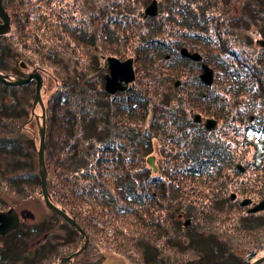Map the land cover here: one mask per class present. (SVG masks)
<instances>
[{
  "label": "trees",
  "instance_id": "16d2710c",
  "mask_svg": "<svg viewBox=\"0 0 264 264\" xmlns=\"http://www.w3.org/2000/svg\"><path fill=\"white\" fill-rule=\"evenodd\" d=\"M149 1L2 0L15 29L0 37V70L21 57L58 84L45 104L49 199L94 241L78 255L83 264H100L99 248L133 264H254L264 254V210L250 213L239 200L264 196V47L252 35L264 37V0H243L237 14L232 0H158L157 13L144 16ZM107 55L133 60L125 90H105ZM201 62L213 71L209 86ZM33 95L32 82L0 81V208L28 204L41 187L34 137L21 130ZM192 110L217 126L197 125L175 143ZM155 141L158 173L149 161ZM36 219L2 248L22 253L23 236L31 242L56 224L66 243L44 254L56 260L81 245L60 215ZM43 249L45 240L24 253L30 264L43 263ZM12 261L0 255V264Z\"/></svg>",
  "mask_w": 264,
  "mask_h": 264
},
{
  "label": "rangeland",
  "instance_id": "374dc122",
  "mask_svg": "<svg viewBox=\"0 0 264 264\" xmlns=\"http://www.w3.org/2000/svg\"><path fill=\"white\" fill-rule=\"evenodd\" d=\"M152 0H150L146 5H144V7L141 9L142 12H143V15L144 16H154V15H145V7L151 2ZM243 0H232V3H231V9H232V12L233 14H237L239 12V7H241L240 3L242 2ZM1 3H2V0H1ZM156 3H157V8H158V0H156ZM2 7L4 9V11L7 13V15L9 16V28L6 29L5 32H2L0 33V37L2 36L3 37H10L12 36L11 35V30L15 29L14 28V25H12V22H11V19H12V16H10L9 12L6 10V8L4 7V5L2 4ZM157 13V12H156ZM3 22V18L1 17L0 15V24ZM253 35V40L255 42V45L256 47H264V37H261V35L259 33H257L256 31H253L252 33ZM182 47H185L187 48V50L189 52L192 53V51H190L188 49V47L186 46H180L179 47V53L182 57H185V58H188L190 59L189 57L187 56H183L180 52V49ZM193 52H197V51H193ZM198 54H200L199 52H197ZM110 56H114L116 57L115 55H107L106 56V61H107V58L110 57ZM19 57V56H18ZM118 58V57H117ZM202 58V57H201ZM120 59V58H118ZM129 59V58H128ZM17 60H19L18 62H16L15 65H18L19 68L21 69H24V70H29L28 73L30 71H32L33 68H37V70L39 71L40 75L42 76V85H41V89H40V95H41V99H42V105H43V110H44V123H45V104L47 103V99L50 97V95L52 94V92L57 88L58 84L56 82V80L54 79V77L52 76L51 72L49 69H45L41 66H38V65H30L29 63L25 62L24 59H22L21 57L18 58ZM120 60H125V59H120ZM192 60V59H190ZM194 61V60H193ZM201 61V60H200ZM195 62H199V61H195ZM24 66L23 68L21 67V64ZM202 63L204 62H201V65ZM206 64V63H204ZM9 68V66H7ZM209 67V66H208ZM107 72L104 74V84H105V75L109 72V67H108V62H107ZM134 68V66H133ZM15 69V68H14ZM202 66H201V71L198 73V77H199V74L202 72ZM16 71H18V68L16 69ZM1 73V72H0ZM27 73V75H28ZM22 74V73H20ZM5 75V74H4ZM134 75H135V70H134ZM15 77H22V76H15ZM24 78V77H23ZM135 79V77H134ZM133 79V81H134ZM200 79V77H199ZM32 80V81H31ZM30 81L26 82V83H29V82H32L33 83V86H34V95H35V79H31ZM201 80V79H200ZM1 81V80H0ZM132 81V82H133ZM3 82V81H1ZM202 82V81H201ZM213 82V80H212ZM5 83V82H3ZM131 83V82H130ZM176 83L178 85H176ZM203 83V82H202ZM6 84V83H5ZM24 84V83H22ZM129 84V83H128ZM126 84V87L127 85ZM180 84V80L179 79H176L174 82H173V87H178ZM204 84V83H203ZM212 84V83H211ZM210 84V85H211ZM8 85V84H7ZM18 85H21V84H18ZM18 85H15V86H18ZM206 85V84H204ZM12 86V85H10ZM209 86V85H208ZM126 89V88H125ZM124 89V90H125ZM117 91H122V90H117ZM115 91V92H117ZM114 92V93H115ZM112 94V93H111ZM34 95H33V98H32V107L30 109V114H29V117L28 119L23 123L22 125V128L21 130L25 133H29L33 135L34 137V140H35V144H36V151H37V148L39 146V141H40V137H39V125L41 124L42 122V119H41V114H42V108H41V105L39 103H36L35 106H33V99H34ZM9 100L11 101L12 99L9 98ZM189 116L192 117L191 121L194 123H187V125H183V127L180 129V131H174V133L171 135V132H172V129L171 128H167V132L165 133L166 136H169L171 135L172 139L175 140L174 142L177 143L179 141V137L181 134L183 133H186V132H191L195 126H200V127H205L206 129H214L216 126H217V120L215 119V117H210V116H205V115H202L200 113H197V112H194V110L190 111L188 113ZM208 119H212L213 120V123L211 125V127H208L206 125V121ZM122 126H125V125H122ZM44 137H45V130H44ZM249 137L254 139L256 137V134H254L253 132L249 133ZM170 138V137H169ZM45 140V139H44ZM154 150L152 151V155L150 157V163L152 164V168H153V171L154 173H158L159 172V162H160V153L158 152V146H157V143L156 141L154 142ZM44 146H45V141H44ZM172 146V144H171ZM172 149H174V146H172ZM37 165H38V159H37ZM3 167V166H1ZM243 168V167H242ZM47 170V169H46ZM38 173H39V169H38ZM246 172H245V176H244V181H246ZM47 175V174H46ZM40 176V175H39ZM241 178H239L240 180ZM41 181V180H40ZM47 187V185H46ZM48 190V189H47ZM231 197H234L235 196V192H231L230 193ZM48 196H49V193H48ZM228 197V195H227ZM264 197V196H263ZM263 197H260V198H255V197H243L239 200V205H240V201L244 198H250L251 201L250 203L248 204H245V205H240L242 207H245L246 208V211L248 208L250 207H253L255 204L259 203V201L263 198ZM50 200V199H49ZM51 202V201H50ZM52 203V202H51ZM53 204V203H52ZM55 205V204H54ZM56 206V205H55ZM57 208H59L58 206H56ZM14 209L17 213V216H18V225L14 228H11L9 230H7L6 232L4 233H0V255L3 254L5 257L7 256L8 258L10 259H13L12 261V264H30V261H34V258L33 259H28L27 255H25L24 253L30 248V247H35V243L36 242H44L45 240V249L43 250H40L38 251L39 254L41 253V255L44 254V251L46 249L49 248H55L54 246H59L58 244L60 242H63V243H66V241H63L65 239V236L64 234L66 233L65 232V228L63 227H59L58 224L54 225L53 228H48V233H40L38 236H36L31 242L27 239L28 235H25L23 236V242L25 243L26 245V249L24 250V252L20 253L18 251H16L15 249H9V246H7L6 249L2 248L3 245L5 244V239H11V238H14V233L15 234H19L20 232L22 231H27V228L28 226H31L33 225L35 222H37V220H40V219H36V217H42L43 215L44 216H47L48 214H50V212H52L53 210L46 204L44 198H43V195H42V189L40 187V190L38 192V194L35 196V198L33 200H31L28 204H25L24 206H20L19 208H15L13 206H11V204H5V205H2V207L0 208V211H9V210H12ZM61 209V208H59ZM62 210V209H61ZM264 209H261V210H258V211H263ZM63 211V210H62ZM258 211H254V212H250V213H255V212H258ZM54 213H56L55 211H53ZM65 212V211H64ZM21 213V215L19 214ZM66 213V212H65ZM58 214V213H56ZM67 214V213H66ZM60 215V214H58ZM68 215V214H67ZM61 216V215H60ZM69 216V215H68ZM63 217V216H61ZM70 217V216H69ZM64 218V217H63ZM71 218V217H70ZM65 219V218H64ZM72 219V218H71ZM44 220V219H42ZM66 220V219H65ZM67 221V220H66ZM68 222V221H67ZM69 223V222H68ZM70 224V223H69ZM77 224V223H76ZM79 226V225H78ZM74 227V226H73ZM81 228V227H80ZM82 229V228H81ZM78 230V229H77ZM83 230V229H82ZM79 231V230H78ZM84 231V230H83ZM80 235H81V241H80V246L78 247L77 250L75 251H71L69 253H66L65 255H61V256H58L55 260V258L52 256V254L50 253V251L48 250L41 258H39V262L37 263H41V260H42V264H74V262H80L81 264H83V260L85 259L84 257H81V256H78L86 247L87 245L90 243V244H93L94 241L90 240L88 234H86L85 232V235H82V233L79 231ZM85 236L87 237V243H86V246L85 248H83V250L81 252H79V254L77 255H72L73 253H75L76 251H78L81 246L85 243ZM48 241V242H46ZM50 243H53L54 245L51 246ZM99 247H101L100 245H98ZM97 250V248H91L89 251H95ZM98 250H101V254L99 255H103L104 254V259L103 261L100 263V264H133L131 263L129 260L125 259L124 257L116 254V253H113L109 250H106V249H101L99 248ZM55 251H58L56 248H55ZM240 252V250L238 251ZM47 256V257H44V256ZM57 255V253H56ZM70 259L69 261H66V262H61V260L64 258V257H67V256H70ZM264 255V254H263ZM263 255H260L258 258H260L261 256ZM83 256V255H82ZM92 257V256H91ZM16 258V259H15ZM22 258V259H21ZM41 259V260H40ZM94 259L95 257L93 256L92 258L88 259L89 262H94ZM37 260V259H35ZM37 260V261H38ZM257 260V259H256ZM263 261V260H262ZM261 261V262H262ZM94 264V263H93Z\"/></svg>",
  "mask_w": 264,
  "mask_h": 264
},
{
  "label": "water",
  "instance_id": "95a60500",
  "mask_svg": "<svg viewBox=\"0 0 264 264\" xmlns=\"http://www.w3.org/2000/svg\"><path fill=\"white\" fill-rule=\"evenodd\" d=\"M157 12V3L156 0H152L146 7H145V15H155ZM0 15L3 18V22L0 24V33L5 32L6 29L9 28V16L4 11L2 7V3L0 0ZM264 44V42H263ZM180 52L183 56H187L190 59L194 61H200L201 55L197 52H189L187 48L182 47L180 49ZM109 72L105 75V84L104 88L108 93H114L117 90H124L126 88V84L133 81L135 75H134V68H133V60L131 58L120 60L117 57L110 56L107 58ZM202 72L199 74V77L201 81L206 84L210 85L213 80V71L210 67H208L207 64L202 63ZM31 79H35V95L33 99V106L36 105V103H39L42 108V114L41 119L42 122L39 125V146L37 148V159H38V169H39V175L41 180V189H42V195L46 202V204L56 213L63 216L72 226H74L76 229H78L82 235H85L84 231L76 224V222L71 219L64 211L57 208L54 204H52L49 200L48 196V190L46 187V166L44 162V130H45V123H44V110L42 105V99L40 95V89L42 85V76L40 75L37 68H33L32 71L28 73L26 77H13L9 78L8 75H4L0 73V80L5 82L8 85H18L22 83H26L30 81ZM176 85H178L176 83ZM213 123L212 119H208L206 121V125L208 127H211ZM250 198H244L240 201V205H245L250 203ZM264 209V197L259 201V203L255 204L253 207H250L247 209L248 212H254ZM18 216L14 209L9 211H0V233H4L7 230L14 228L18 225ZM87 243V237L85 236V243L81 246V248L73 253L72 255H77L79 252L85 248ZM64 257L61 262L69 261L70 257L72 256ZM262 260H264V255L258 258L254 264L260 263Z\"/></svg>",
  "mask_w": 264,
  "mask_h": 264
},
{
  "label": "flooded vegetation",
  "instance_id": "af4514ba",
  "mask_svg": "<svg viewBox=\"0 0 264 264\" xmlns=\"http://www.w3.org/2000/svg\"><path fill=\"white\" fill-rule=\"evenodd\" d=\"M21 67L23 68L24 66L21 64ZM15 68V69H14ZM18 68V71H16V69ZM28 69L27 70H24V69H21L18 67V65H14V66H9V68L7 69V71H2L0 70V72L2 74H5V75H8L9 78H13L15 76H22V77H26L27 76V73H28ZM22 73V74H20ZM32 81V80H31ZM21 215V213H19Z\"/></svg>",
  "mask_w": 264,
  "mask_h": 264
}]
</instances>
